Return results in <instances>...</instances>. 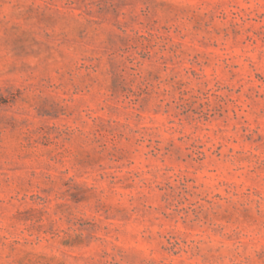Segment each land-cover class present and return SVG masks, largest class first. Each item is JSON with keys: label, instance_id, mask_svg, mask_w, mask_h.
<instances>
[{"label": "clouds", "instance_id": "1", "mask_svg": "<svg viewBox=\"0 0 264 264\" xmlns=\"http://www.w3.org/2000/svg\"><path fill=\"white\" fill-rule=\"evenodd\" d=\"M0 264H264V0H0Z\"/></svg>", "mask_w": 264, "mask_h": 264}]
</instances>
